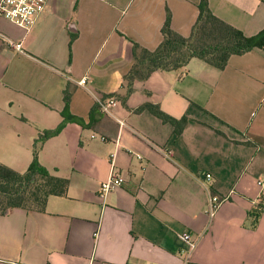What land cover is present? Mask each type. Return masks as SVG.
Wrapping results in <instances>:
<instances>
[{
    "label": "crops",
    "instance_id": "0c3cea01",
    "mask_svg": "<svg viewBox=\"0 0 264 264\" xmlns=\"http://www.w3.org/2000/svg\"><path fill=\"white\" fill-rule=\"evenodd\" d=\"M198 3L46 0L28 30L0 17V163L26 170L34 139L62 120L67 85L68 113L83 122H68L37 154L68 180L66 194L49 196L43 213L0 215V264H264V52L232 55L222 70L192 58L128 94L123 83L131 42L154 50L166 10L187 37ZM207 3L246 36L264 27V0ZM107 97L117 101L111 114L97 105ZM146 103L189 122L175 135L137 110ZM111 168L123 181L101 196ZM212 196L221 202L210 216ZM184 232L195 242L188 259Z\"/></svg>",
    "mask_w": 264,
    "mask_h": 264
},
{
    "label": "trees",
    "instance_id": "16d2710c",
    "mask_svg": "<svg viewBox=\"0 0 264 264\" xmlns=\"http://www.w3.org/2000/svg\"><path fill=\"white\" fill-rule=\"evenodd\" d=\"M198 13L187 37L175 32L170 26V12L166 10L160 28L161 41L154 50H148L131 42L132 64L123 77L126 93L132 90L135 81L146 80L153 72L178 70L189 60L197 58L209 66L222 70L232 55H242L253 49L264 52V27L257 34L246 36L239 29L217 18L208 7L207 0H199ZM71 96L69 85L63 90L64 107L61 122L53 129H44L34 139L32 158L26 170L19 173L0 163V215L19 208L26 212L43 213L49 196H64L68 180L51 174L39 164L37 154L42 144L57 135L68 122L83 125L81 119L68 113ZM148 110L163 123L173 128L179 135L189 122L184 115L173 118L159 109L157 105L143 104L137 110ZM250 226L257 222L258 212H250Z\"/></svg>",
    "mask_w": 264,
    "mask_h": 264
},
{
    "label": "built area",
    "instance_id": "2783aa9c",
    "mask_svg": "<svg viewBox=\"0 0 264 264\" xmlns=\"http://www.w3.org/2000/svg\"><path fill=\"white\" fill-rule=\"evenodd\" d=\"M46 8V0H0V17L5 20L13 23L14 25L28 30L36 21L38 16L45 11ZM8 43L16 50L21 52V44L20 43H12L8 41ZM86 78L83 77L80 79L77 84L80 86L85 85ZM117 104V101L114 97H107L105 99H98L97 105L99 109L105 114H111V109L114 108ZM120 125H123L121 121L118 122ZM93 137V136H92ZM100 140H105L104 137L100 136ZM111 155V157H113ZM111 168L109 177L106 181L102 182L99 187V192L101 196H105L111 189L118 187L122 183V178L119 177L112 171ZM206 177H210V175H206ZM257 184L261 186L263 184L262 181H258ZM221 200L216 196H212L210 198V203L208 206V214L212 216L220 204ZM181 242L185 246V255L186 259L189 258L190 253L195 248V242L191 239L188 232H184L180 235ZM184 264H189L188 260L184 262Z\"/></svg>",
    "mask_w": 264,
    "mask_h": 264
}]
</instances>
